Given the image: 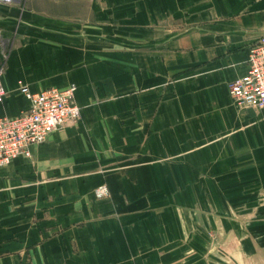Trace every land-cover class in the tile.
Returning a JSON list of instances; mask_svg holds the SVG:
<instances>
[{
  "label": "crops",
  "instance_id": "0c3cea01",
  "mask_svg": "<svg viewBox=\"0 0 264 264\" xmlns=\"http://www.w3.org/2000/svg\"><path fill=\"white\" fill-rule=\"evenodd\" d=\"M263 32L264 0L0 2V117L81 106L0 165V264H264V107L230 95Z\"/></svg>",
  "mask_w": 264,
  "mask_h": 264
},
{
  "label": "built area",
  "instance_id": "2783aa9c",
  "mask_svg": "<svg viewBox=\"0 0 264 264\" xmlns=\"http://www.w3.org/2000/svg\"><path fill=\"white\" fill-rule=\"evenodd\" d=\"M246 62V73L230 83V95L240 107H264V32L250 46ZM76 89L75 83L40 91L22 85L20 92L29 100L28 107L16 116L0 117V165L18 155L30 157L31 145L46 141L67 121L78 119L81 106L75 98ZM8 93L0 75V101L3 102ZM107 191L106 184L95 189L97 197L106 195Z\"/></svg>",
  "mask_w": 264,
  "mask_h": 264
},
{
  "label": "rangeland",
  "instance_id": "374dc122",
  "mask_svg": "<svg viewBox=\"0 0 264 264\" xmlns=\"http://www.w3.org/2000/svg\"><path fill=\"white\" fill-rule=\"evenodd\" d=\"M3 3H10V2H3ZM96 188H97V187H96ZM107 193H108V191H107ZM107 193H106V194H107ZM95 194H96V193H95Z\"/></svg>",
  "mask_w": 264,
  "mask_h": 264
}]
</instances>
